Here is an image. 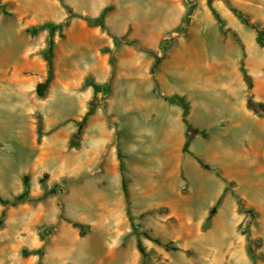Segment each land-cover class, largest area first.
<instances>
[{
    "label": "rangeland",
    "instance_id": "obj_1",
    "mask_svg": "<svg viewBox=\"0 0 264 264\" xmlns=\"http://www.w3.org/2000/svg\"><path fill=\"white\" fill-rule=\"evenodd\" d=\"M0 2V197L26 195L0 202V264H264V171L225 105L264 102V44L234 12L264 29V0Z\"/></svg>",
    "mask_w": 264,
    "mask_h": 264
},
{
    "label": "trees",
    "instance_id": "obj_2",
    "mask_svg": "<svg viewBox=\"0 0 264 264\" xmlns=\"http://www.w3.org/2000/svg\"><path fill=\"white\" fill-rule=\"evenodd\" d=\"M2 7L1 5V2H0V8ZM106 10V9H105ZM104 10V11H105ZM104 11L103 13H101L97 18H91V17H88V16H85V20L90 23V24H98V25H101V26H104ZM6 13V11H3ZM213 12L215 14V16L217 17L218 21L223 24L224 22V19L219 15V13L217 11H215V9H213ZM234 12L243 19V21L250 27L254 28L257 30V39L260 43L264 44V29L263 28H260L258 27L257 25H255L254 23H252L248 17L246 15H244L243 13H241L240 11L234 9ZM39 28H48V31H49V39H48V45L46 48H44L42 50V53H43V57L45 58V60L47 61V64L49 66V69L50 71H52L53 69V61H52V57H53V51H54V45H55V41L53 39V35H54V32L57 28V26L51 22H46V23H43L42 25H39L38 27H33L32 30L33 31H37ZM133 44H136L137 42L135 40L132 41ZM160 50L163 52L164 51V45L161 46ZM158 59V58H157ZM241 69H242V72H243V76H244V79L247 83V87L248 89H250L252 87V77L251 75L247 72L246 68L242 65L241 66ZM95 88H96V91H99L102 89L101 86H96L95 85ZM37 94L39 96H42L44 94V90L41 88V84H38L37 85ZM175 101H178L180 103H182L184 105V111H183V119H184V122L186 123L187 125V132L191 133V132H194V133H201L202 135H205L204 131H201L197 128H193L191 126V124L187 121V118H186V114H187V107H186V104L183 103L182 99L180 97H174L173 98ZM247 107L253 111L254 113H256L257 115H261V116H264V102L262 101H257L255 99H253L252 97H248L247 98ZM94 106L92 105V103H90L89 105V110L87 112V114L89 113H92L94 111ZM188 142L189 140L187 139V141L185 142V145H184V149L187 148L188 146ZM199 162L206 168H208L209 166L203 162L202 160H199ZM27 180H28V177H24V181L25 183H27ZM57 190H62V188L59 186V185H54L52 188H51V191L55 192ZM123 190H124V194H125V201H126V204H127V215L129 217V219L132 221V215L130 213V197H129V192H128V189H127V185H126V182L123 181ZM25 193L17 196L15 198L14 201H10V200H7V199H4L2 197H0V202L3 203V204H8V203H11V204H16L17 202L23 200L25 198ZM215 206L210 210V213H214L215 211ZM77 225V224H75ZM132 226H133V230L134 231H138V228H137V225L134 224L132 222ZM145 235L149 238L152 239V237L145 233ZM137 249L138 251L140 252V254L144 257V256H147V252H146V248L145 246L143 245L142 243V240L141 238L138 237L137 239Z\"/></svg>",
    "mask_w": 264,
    "mask_h": 264
},
{
    "label": "crops",
    "instance_id": "obj_3",
    "mask_svg": "<svg viewBox=\"0 0 264 264\" xmlns=\"http://www.w3.org/2000/svg\"><path fill=\"white\" fill-rule=\"evenodd\" d=\"M240 89V87H239ZM226 107L229 108V110H232L230 114L232 115L231 119L232 125H240L243 129H246V135L247 137V142L246 145L244 146V149L248 155H252V161L255 165H259V170L257 169L258 172L264 171V116L257 115L253 111H251L247 107V98H243L242 96L238 100V104L235 106H229V100L226 101L225 103ZM235 110V111H234ZM235 112V113H233ZM252 125L253 127H257L258 130L260 131L259 135H252V130L250 128L247 129V126ZM177 134L178 131L176 130ZM180 132V130H179ZM181 133V132H180ZM182 134V133H181ZM179 135V138H182V135ZM262 159V162H259V159ZM233 163L238 165V161L235 157H233ZM215 164H220L223 165L219 162H214ZM249 164L250 162L247 161ZM245 165V162L241 163V166L243 167ZM224 166V165H223ZM240 165H238L239 167ZM225 167V166H224ZM237 167V168H238ZM226 168V167H225ZM226 170H228L226 168Z\"/></svg>",
    "mask_w": 264,
    "mask_h": 264
},
{
    "label": "bare ground",
    "instance_id": "obj_4",
    "mask_svg": "<svg viewBox=\"0 0 264 264\" xmlns=\"http://www.w3.org/2000/svg\"><path fill=\"white\" fill-rule=\"evenodd\" d=\"M212 156V155H211ZM211 158H213L216 162H219V163H224L225 164V167L227 169H233V170H237V167L238 165L234 164L233 163V157H231L230 154L226 153V152H220L218 153L217 152V155H213ZM158 193V192H157ZM212 193V192H211ZM201 194V193H200ZM158 195V194H157ZM203 195V194H202ZM201 195V196H202ZM209 195V194H208ZM200 196V197H201ZM207 197V196H206ZM205 198V197H204ZM87 211V210H86ZM86 215V214H85ZM0 256L1 255V252H0Z\"/></svg>",
    "mask_w": 264,
    "mask_h": 264
},
{
    "label": "water",
    "instance_id": "obj_5",
    "mask_svg": "<svg viewBox=\"0 0 264 264\" xmlns=\"http://www.w3.org/2000/svg\"><path fill=\"white\" fill-rule=\"evenodd\" d=\"M47 86V84H42L41 88L44 89Z\"/></svg>",
    "mask_w": 264,
    "mask_h": 264
}]
</instances>
